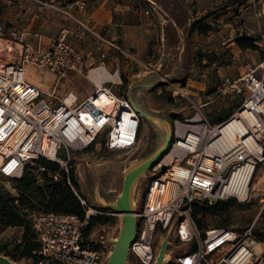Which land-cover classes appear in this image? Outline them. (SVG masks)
<instances>
[{"label":"built area","instance_id":"obj_1","mask_svg":"<svg viewBox=\"0 0 264 264\" xmlns=\"http://www.w3.org/2000/svg\"><path fill=\"white\" fill-rule=\"evenodd\" d=\"M35 1L40 7L55 8L47 0ZM84 5V0H77V7L84 9ZM91 33L100 51L94 67L107 68L120 81L105 78L83 96L73 91L59 96L55 87L44 92L29 81L27 67L31 66L35 72L48 68L57 79L74 72L83 73L82 51L66 40L64 32L45 44L41 34L32 29L11 28L0 22V175L13 180L27 172L36 184L42 185L46 180L58 181L64 172L66 183L83 207L81 214L30 210L18 202L16 188L4 185L0 193L5 191L13 197L16 210L37 233L40 248L34 252L35 264L101 263L106 246L88 238L94 231L85 237V228L94 215L119 214L111 208L92 206L79 193L69 176L75 163L71 154L91 149L103 129L106 132L102 146L106 150L132 151L139 143L141 117L131 106L126 90L114 89L123 83L120 69L116 64L108 68V53L102 46L106 44L130 59L135 55L97 32ZM260 36L264 40V29ZM31 37L35 43L30 41ZM151 66L148 63L147 68ZM179 84L170 83L174 101L181 103L180 99L186 98L193 110L171 119L172 142L150 169L153 174L147 180L128 257L135 264H151L155 235L166 233L178 215L169 247H189L176 254L169 264H264V241L254 236L253 226L241 233L218 225L201 230L192 216L194 202L211 205L228 197L242 201L249 196L252 178L258 164L264 161V55L258 64L237 76L223 75L214 96L203 103L193 100ZM230 93L240 98L236 109L217 121L208 118L203 106ZM232 120L236 122L229 126ZM249 159L255 167L247 176L239 170ZM40 160L53 162L58 169L52 170ZM245 182L246 190L240 199L236 189H241ZM232 183L235 188L229 187Z\"/></svg>","mask_w":264,"mask_h":264},{"label":"rangeland","instance_id":"obj_2","mask_svg":"<svg viewBox=\"0 0 264 264\" xmlns=\"http://www.w3.org/2000/svg\"><path fill=\"white\" fill-rule=\"evenodd\" d=\"M110 1L112 3L110 14L114 24H110L100 33L102 37H114L116 42L135 55V58L130 59L114 52L106 44L102 46L103 50L108 53L106 62H113V64L117 62L120 66L123 83L114 86L116 92H120L126 89L134 73H142L146 69V65H137L135 60L140 63L143 61L148 65L154 59L156 61L163 53V29L169 22L164 13L148 0ZM159 2L166 4L169 11L180 15L184 20L190 16L200 19L202 25L210 26L206 33H200L194 27H190L189 30L191 59L188 73L184 80L179 81V85L191 94L193 100L205 102L209 97L214 96L216 84L223 78V75L237 76L240 72L258 64L262 59L264 40L261 39L260 32L264 29V0H159ZM147 9L149 12L146 13ZM0 22L17 27H30L39 33L56 37L64 27H67L68 32L66 29L64 32L66 40L83 53L84 66L86 65L84 72L70 73L57 79L50 69H38L34 72L38 75L33 74L29 81L37 84L44 92L51 91L55 87V93L59 96L67 91L83 96L94 87L95 83L89 79L87 71L98 63L100 51L91 31L83 32L80 25L65 19L59 13L43 12L41 14L37 12L31 0H0ZM124 32L128 36L124 35ZM251 37H255L252 47L239 45L238 38ZM30 41L35 43L36 40L31 37ZM108 66L113 67L114 65ZM158 88H161L160 92ZM171 89L172 85L168 83L149 91V105L158 109L167 108L179 111L178 114L171 115V119L190 114L193 110L189 105L191 101L186 98L180 99L181 103L174 101L169 91ZM239 99L231 93L226 94L204 105L203 110L208 118L217 121L235 110ZM105 132L106 129L101 131L96 144L91 149L71 154L75 159L72 168L75 170L82 192L88 197L90 189L84 164L88 166L91 173L99 177L104 190L108 187L121 190L124 162L138 146L140 149L144 144L143 134L146 135V126L141 121L139 136L141 140L132 151L106 150L102 146ZM64 153L62 148L60 155L63 156ZM14 181L15 179L3 178L0 175V191L4 189V185L14 187ZM248 195V198L242 201L236 197L224 199L220 211L212 214L206 213L202 216L203 226L205 228L216 225L229 226L240 233L249 226H253L254 236L264 240V161L258 164ZM118 221V216H115L106 225H95L93 231L101 232V226H108V229L113 231ZM22 232V226H3L0 223V251L3 253L7 249L14 248L13 246L20 242ZM88 238L94 239L95 235H90ZM183 247H189V245ZM128 258V264H135L133 258Z\"/></svg>","mask_w":264,"mask_h":264},{"label":"water","instance_id":"obj_3","mask_svg":"<svg viewBox=\"0 0 264 264\" xmlns=\"http://www.w3.org/2000/svg\"><path fill=\"white\" fill-rule=\"evenodd\" d=\"M148 1L164 13L169 23L163 29V53L153 67L140 75L135 74L126 88L125 95L146 126V135L143 134L144 144L140 149L137 145L136 150L125 160L122 187L119 191L109 187L104 190L99 177L91 173L88 166L84 164L90 195L88 197L81 190L82 194L92 206L103 209L111 208L119 214L118 224L113 231L108 229V226H101V232L95 230L93 234L95 235L94 240L97 237L96 240L106 246V253L100 264H128L130 242L134 239L137 230L138 210L147 180L153 174L150 169L166 154L172 142L171 115L179 113L174 109L152 107L148 102V93L164 84L184 80L191 59L189 30L192 22L197 19L187 16L184 20L180 15L169 11L166 4L159 3L157 0ZM177 218L178 215L170 222L166 233L155 235L153 239L154 260L151 264H169L179 251L182 252L185 249L183 246L169 247L172 244L173 226ZM32 263L30 259L22 258L17 261L7 254L0 253V264Z\"/></svg>","mask_w":264,"mask_h":264},{"label":"trees","instance_id":"obj_4","mask_svg":"<svg viewBox=\"0 0 264 264\" xmlns=\"http://www.w3.org/2000/svg\"><path fill=\"white\" fill-rule=\"evenodd\" d=\"M230 1V0H229ZM235 1V0H232ZM196 28L200 33H206L210 26L202 25L201 20L197 19L192 22L191 28ZM255 37L251 38H238V43L242 47H252ZM238 105V102L236 103ZM224 112H226L224 110ZM223 112V113H224ZM47 167L52 170H57V164L53 162H47L40 160ZM71 183L75 185L79 193L82 194L80 185L75 175V170H70ZM66 174L63 172L61 178L58 181L46 180L42 185H38L34 182V179L27 172L20 178L15 179L14 187L18 191L17 200L22 205H25L30 210L44 209L53 210L59 212H72L76 214L83 213V207L80 200L74 195L70 185L65 181ZM13 197L7 194L5 191L0 193V223L5 226H22L21 240L18 244H15L12 249H7L3 254L9 255L14 260H21L22 258L30 259L35 264L36 253L35 250L40 248L39 240L36 231L32 229V225L28 219L21 216L15 208ZM223 200H216L211 205L204 201H197L192 204V216L201 230L206 229L202 224V216L206 213H217L220 211ZM113 218V216L94 215L91 219L84 233L85 237H88L93 231L95 225H106ZM221 226V225H218ZM226 227V226H224ZM264 241V240H263ZM0 253H2L0 251ZM51 264H60L59 262H51Z\"/></svg>","mask_w":264,"mask_h":264},{"label":"crops","instance_id":"obj_5","mask_svg":"<svg viewBox=\"0 0 264 264\" xmlns=\"http://www.w3.org/2000/svg\"><path fill=\"white\" fill-rule=\"evenodd\" d=\"M31 1L33 2L34 7L37 8V12H39L41 14L43 12L59 13L65 19H68V20H70L72 22H75L76 24L80 25L82 27L83 32L85 30H87V31L93 30V31H95V32H97L98 34L101 35V33H100L101 30L105 29L107 26H109L112 23L114 24V21H112L111 14H110L111 7H112L111 6L112 3H111L110 0L109 1L108 0H91V1L84 0L85 1L84 9H80L79 7H77V0H72V1H69V2H65L64 0H47L55 8H51V7H40L35 0H31ZM157 1L159 2V0H157ZM88 4H89V7H87ZM67 11L70 12V14H68ZM4 24H7L11 28H16V29H23V28H25V29H32L33 31H36L37 32V30H34L33 28H30V27H17L16 25L9 24V23H4ZM65 29L68 32V28L67 27H64V29L61 32H65L66 31ZM38 33H39V31H38ZM40 34H41V37L43 38V42L45 44L48 43L50 40H52L53 38L56 37L55 35H47V34H45V33L43 34L41 32H40ZM123 34L126 35V36H128V34L125 33V32ZM104 38L107 39V40H111V41L116 42L115 39H114V37L104 36ZM116 43L117 44H120L119 42H116ZM111 50H113V49H111ZM97 60L99 61V59H97ZM157 60L158 59H156V61ZM156 61L154 59L153 61L149 62V63L152 64L151 67H153L155 65ZM135 62H137V65H142V64L146 65V69H144V72H146L149 68H151V67L147 68V64H145L143 61H142V63H140L139 61L135 60ZM84 64H85V60H84ZM115 64L117 65V62H115ZM115 64H113V62H109V63H108V61L106 62V65H110V66L111 65H114L113 67H109L108 66L109 69L114 68L115 67ZM27 68H28V79L29 78L31 79L32 75L35 72V69L32 68L31 66L30 67L28 66ZM119 69H120V66H119ZM144 72H142V73H144ZM142 73H134L132 75V77L135 74L140 75ZM120 74H121V72H120ZM127 86L125 88H127Z\"/></svg>","mask_w":264,"mask_h":264},{"label":"bare ground","instance_id":"obj_6","mask_svg":"<svg viewBox=\"0 0 264 264\" xmlns=\"http://www.w3.org/2000/svg\"><path fill=\"white\" fill-rule=\"evenodd\" d=\"M27 75H28V71H27ZM89 77V79H91L92 81H94L95 84L100 85L102 83V81L105 78H110L112 80H116L117 82H119L120 77L116 76V75H112L110 73V71L107 68H97V67H91L89 70V73L87 75ZM74 94V93H73ZM236 121H231L229 123V126H231L232 124H234ZM244 166L241 167V169L239 170V172H245L247 176H250L251 173L254 170V163L252 162L251 159L245 161V163H243ZM246 183L243 185V187H241V189H236L238 191V195L239 198L242 199L246 190ZM230 188H235L234 184L232 183L230 186ZM256 247H259L256 245Z\"/></svg>","mask_w":264,"mask_h":264}]
</instances>
